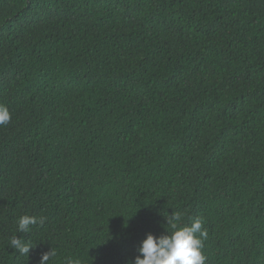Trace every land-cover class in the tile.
<instances>
[{
    "label": "trees",
    "instance_id": "1",
    "mask_svg": "<svg viewBox=\"0 0 264 264\" xmlns=\"http://www.w3.org/2000/svg\"><path fill=\"white\" fill-rule=\"evenodd\" d=\"M0 104V264H128L177 212L264 264V0H0Z\"/></svg>",
    "mask_w": 264,
    "mask_h": 264
},
{
    "label": "clouds",
    "instance_id": "2",
    "mask_svg": "<svg viewBox=\"0 0 264 264\" xmlns=\"http://www.w3.org/2000/svg\"><path fill=\"white\" fill-rule=\"evenodd\" d=\"M11 120L7 106L0 104V126L6 125ZM43 223V218L24 214L17 218L18 232L30 231V226ZM170 229L167 234L155 236L147 233L136 249L137 255L128 264H205L206 256L203 254V241L207 238V229L203 227L204 221L197 217L190 224L182 223V215L172 213L167 219ZM10 246L19 253L26 255L32 245L17 236L10 238ZM56 251L50 247L41 253L39 264H49ZM68 264H80L79 260H70Z\"/></svg>",
    "mask_w": 264,
    "mask_h": 264
}]
</instances>
